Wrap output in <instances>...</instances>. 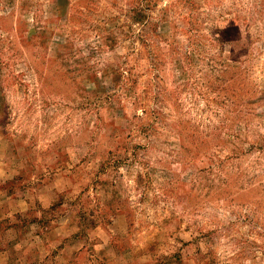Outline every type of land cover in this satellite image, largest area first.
<instances>
[{"label":"rangeland","instance_id":"rangeland-1","mask_svg":"<svg viewBox=\"0 0 264 264\" xmlns=\"http://www.w3.org/2000/svg\"><path fill=\"white\" fill-rule=\"evenodd\" d=\"M0 264H264V0H0Z\"/></svg>","mask_w":264,"mask_h":264}]
</instances>
